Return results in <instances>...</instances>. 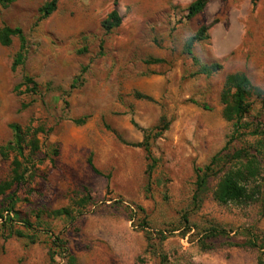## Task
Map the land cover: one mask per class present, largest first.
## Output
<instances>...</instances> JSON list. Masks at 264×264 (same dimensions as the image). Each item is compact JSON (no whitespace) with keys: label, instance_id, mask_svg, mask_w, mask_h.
Segmentation results:
<instances>
[{"label":"rangeland","instance_id":"374dc122","mask_svg":"<svg viewBox=\"0 0 264 264\" xmlns=\"http://www.w3.org/2000/svg\"><path fill=\"white\" fill-rule=\"evenodd\" d=\"M48 1L0 5V27H20L28 48L14 70L19 39L0 45V147L12 142L13 124L26 136L44 129L38 135L42 154L34 179L0 195V210L15 194L19 221L44 224L73 254L91 247L84 264H159L160 258L147 251L146 231L169 264H259V250L248 243L253 236L264 241V160L258 179L262 192L255 202L219 205L213 193L220 174L211 179L201 208L189 209L195 168L207 165L234 132L221 102L227 76L245 73L264 90V0H206L202 12L189 20L188 8L196 0H59L57 10L38 22ZM114 9L123 22L106 33L101 23ZM203 26H210L208 39L196 44L193 54L203 64L223 68L211 77H192L198 66L184 46ZM25 76L41 85L38 94L25 93ZM259 110L256 101L247 121L256 122ZM84 117V125L74 123ZM166 122L168 129L157 137L155 128ZM259 139L238 138L226 153ZM142 142L158 161L149 188L151 161L138 146ZM13 156L0 153V181L12 179ZM90 156L101 174L89 165ZM80 199L93 204L75 214L73 225L51 216L62 208L73 212ZM185 213L196 229L183 236ZM145 217L148 229L141 227ZM22 225L14 223V229L31 235ZM211 225L227 235L207 240L212 249L204 250L198 240ZM161 232L167 237L163 243ZM1 233L0 264H51L50 234L38 232L31 244L16 237L4 243ZM64 263L57 258L56 264Z\"/></svg>","mask_w":264,"mask_h":264},{"label":"trees","instance_id":"16d2710c","mask_svg":"<svg viewBox=\"0 0 264 264\" xmlns=\"http://www.w3.org/2000/svg\"><path fill=\"white\" fill-rule=\"evenodd\" d=\"M17 0H0V5L7 7ZM59 0H50L46 2L39 9L38 22L47 19L58 8ZM206 0H196L188 8L187 20L193 18L205 8ZM123 18L117 11L112 10L106 18L102 21L101 26L106 33H110L114 29L122 25ZM210 26L201 27L192 37H190L184 46V52L190 56L195 66H198V70L191 76H206L211 77L216 75L222 70L220 63L203 64L200 60L194 56L193 49L196 44L208 39V31ZM17 37L20 41V48L13 61V69L16 70L21 66L27 55V41L24 36L23 30L20 27H0V45L10 46L13 42V38ZM155 63L162 62L161 60H155ZM21 86H25V93L38 94L41 90L39 85L32 77L25 76L21 83ZM74 87L72 86V89ZM141 98H147L141 96ZM260 103V110L258 112V118L256 122H249L247 118L250 116L255 102ZM221 102L223 104V116L224 118L234 123V132L228 141V144L217 154H215L210 162L203 167H196V181L195 190L190 200V213L198 211L203 205L206 197L210 193V181L213 177H217L222 174V177L213 193L214 200L219 205H227L230 203H237L240 205H247L255 202L262 192V186L259 185L258 179L263 178L262 164L264 160V90L252 84L251 80L245 73H234L227 76L223 90L221 92ZM207 108V107H205ZM87 121V117L75 120L76 125H84ZM165 122V117L162 118ZM132 124L139 128L135 121ZM169 123H164L163 126L156 127L157 137H160L167 129ZM11 129L14 134L12 142L7 146L0 147V153L2 156H8L9 153L13 154L12 160V179L6 181H0V195H5L7 191L11 190L14 185L18 187L30 185L37 172V161L42 154V145L38 137L39 133H44L43 128L33 129L31 135L26 136L25 130L17 125H11ZM30 130V129H29ZM147 130H143L146 141L149 139ZM254 136L260 138L257 143L245 145L241 149L236 150L234 153H226L228 146L238 138L245 136ZM44 146V145H43ZM46 146V145H45ZM138 146H144L148 158L151 161L147 168V175L149 179V185L153 180V174L156 170L158 161L155 159L146 143H140ZM58 151H55V156H58ZM263 159H262V158ZM88 163L92 167L96 174H101L98 169L95 168L93 158H88ZM149 190V189H147ZM17 202L19 198L15 194L9 196L7 207L0 210V229L2 230L1 236L6 243L9 239L16 237L18 239L31 240V244H35L37 241L38 232L51 235V246L49 248L48 256L51 264L57 263V258H61L66 264H74L75 259L73 253L70 252L66 243L59 239L56 235L52 234L49 229L44 227L45 225L35 226L27 221H19L20 214L16 210ZM93 203L88 199H80V204L75 207L73 212L67 208L55 210L51 213V216L55 218L67 219L70 225L77 219V215H82L85 210L89 208ZM144 213V209L139 208ZM190 213H185L183 216L184 232L183 236L191 233L196 227L191 225L189 220ZM77 214V215H75ZM41 219V216L38 215ZM50 216V214H49ZM21 222L25 228L32 231L31 235H26L21 230L14 229V223ZM141 225L144 229H148L149 223L147 218L142 219ZM6 229V230H5ZM148 248L147 251L160 258L159 264H169L168 256L158 250V246L153 243V234L150 231H146ZM169 232V231H167ZM160 242L166 240V236L161 232ZM226 231L216 225H211L205 228L200 235L198 242L202 244L204 250L212 249V246H207L206 241L211 239L220 238L226 236ZM254 238V239H253ZM248 243V246L254 249H258L260 252L259 264H262V257L264 256V241H260L258 236H253ZM5 250L4 245L0 248V254ZM65 264V263H64Z\"/></svg>","mask_w":264,"mask_h":264},{"label":"crops","instance_id":"0c3cea01","mask_svg":"<svg viewBox=\"0 0 264 264\" xmlns=\"http://www.w3.org/2000/svg\"><path fill=\"white\" fill-rule=\"evenodd\" d=\"M91 251V247H89L88 249H82L80 252L74 253V259H75V263L74 264H84L85 260L88 258V256L86 255V252ZM89 264H93L92 261H90Z\"/></svg>","mask_w":264,"mask_h":264}]
</instances>
